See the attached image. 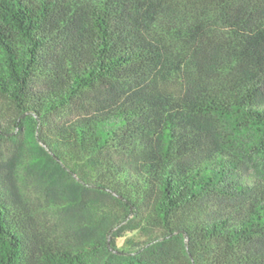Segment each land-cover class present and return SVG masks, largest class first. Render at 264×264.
Listing matches in <instances>:
<instances>
[{
  "label": "trees",
  "instance_id": "1",
  "mask_svg": "<svg viewBox=\"0 0 264 264\" xmlns=\"http://www.w3.org/2000/svg\"><path fill=\"white\" fill-rule=\"evenodd\" d=\"M0 138L113 202L66 242L0 193V264H264V0H0Z\"/></svg>",
  "mask_w": 264,
  "mask_h": 264
},
{
  "label": "rangeland",
  "instance_id": "2",
  "mask_svg": "<svg viewBox=\"0 0 264 264\" xmlns=\"http://www.w3.org/2000/svg\"><path fill=\"white\" fill-rule=\"evenodd\" d=\"M32 158L22 140L0 138V188H9L1 196L9 197L13 208L25 211L39 228L66 242L77 241L74 225L88 221L87 207L92 202L99 207L113 205L112 200L87 193L75 201L64 192L63 182L52 181L50 174L33 165ZM131 237L137 239L138 235L129 228L117 233L111 230L112 251L134 252L138 245L127 243Z\"/></svg>",
  "mask_w": 264,
  "mask_h": 264
}]
</instances>
